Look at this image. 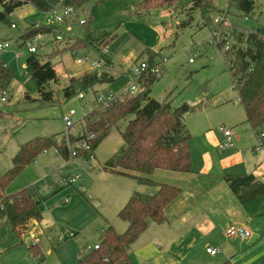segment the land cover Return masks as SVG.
<instances>
[{
	"label": "rangeland",
	"instance_id": "obj_1",
	"mask_svg": "<svg viewBox=\"0 0 264 264\" xmlns=\"http://www.w3.org/2000/svg\"><path fill=\"white\" fill-rule=\"evenodd\" d=\"M229 1L213 0L210 3L213 2L212 11H201L195 7L194 0H181L176 8L163 6L140 17L135 0H88L76 12L72 24H59L54 35L45 37L44 44L39 43V53L48 56L53 53L59 43L55 42V45L51 40L62 35L61 32H66V37L86 39L88 26L98 34L115 37L107 45L108 56L93 45L75 54L66 52L51 59L61 78L47 89L54 92L55 104L37 102L40 98L37 84L26 73V60L31 54L27 43L31 39L25 44L20 41L26 28L41 22L45 15L32 6L17 10L10 23H0V43L11 44L10 49L0 50V60L16 73L9 91L1 96L7 97V102H2L0 97V172L11 168L19 146L33 138L63 133L79 135L84 116L98 104L96 97H117L128 91L130 72L141 62L161 63L162 74L152 86V98L163 102L169 97L173 109L183 104L200 108L185 117L187 126L209 116L216 121L223 120L227 111L218 106L226 102L238 103L236 79L231 67L235 60L234 51L246 48L245 41L240 40V32L246 35L252 30L264 29V0H256L254 14L249 17L242 16L235 5L227 14ZM215 19H220L221 24H216ZM80 21H86L87 25ZM11 23L17 28H12ZM212 40H216L214 45L209 43ZM86 56L111 63V68L104 73L115 80L66 98L63 90L71 79L81 77L91 68L89 64L78 65L76 62ZM26 94L30 98L27 99ZM71 110L77 113L75 126L67 129L63 117ZM128 120L103 140L96 152L99 160L94 163L95 169L88 168L93 162H87L85 157L66 161L53 147L40 155L25 176L14 181L10 191L18 187L30 188L41 200L43 216L22 238L15 237L11 225L0 220V250L18 243V240L23 243L10 253L0 251V264H75L79 253L86 254L87 250L98 246L102 232L110 225L119 233L126 230L127 224L118 217L117 207H113L116 199L119 196L125 200L131 192H150L151 189L140 186L134 178L107 172L102 166L122 145L120 131ZM65 170L73 177L81 174V178L66 186ZM249 242L225 238L221 247H216L222 248L221 254L212 261L217 264L225 262L227 249L241 251L255 247L256 251L249 252L246 258L241 257L240 264H264V237L252 247ZM34 252L38 254L36 257ZM207 259L202 257L200 262Z\"/></svg>",
	"mask_w": 264,
	"mask_h": 264
},
{
	"label": "trees",
	"instance_id": "obj_2",
	"mask_svg": "<svg viewBox=\"0 0 264 264\" xmlns=\"http://www.w3.org/2000/svg\"><path fill=\"white\" fill-rule=\"evenodd\" d=\"M88 0H0V23H10L14 13L24 6H32L43 14L55 8L72 7L78 9ZM181 0H135L138 16H147L152 10L166 6L176 8ZM213 0H194V5L201 11L213 9ZM235 5L242 16L254 14L256 0H230V7ZM91 22V19H90ZM12 24V23H11ZM87 25V22L84 24ZM54 34L55 29L38 23L27 27L20 37L22 44L34 36ZM115 35L98 34L89 26L86 28V39L67 37L58 42L54 52L41 55L38 52L30 54L26 60V73L35 81L42 104H55L53 91H47L51 84L59 82L53 70L52 58L66 52L106 47ZM244 39V40H243ZM240 40L245 41L246 48L234 51L235 60L231 73L234 75L239 103L245 110L247 122L256 132L260 147L264 149V138H259L264 132V29H255L246 35L240 32ZM60 44H64L61 46ZM56 45V44H55ZM61 48V49H60ZM155 62L150 63L153 65ZM16 73L0 60V97L7 93ZM160 79V75L145 79L144 91L137 96L128 92L121 93L111 105H98L82 120L81 129L84 137L94 133L96 139L92 143L93 153L113 129H120L123 121L128 120L124 129L120 131L123 140L117 151L103 164L107 172L132 177L140 185L156 189L153 194L134 192L118 217L127 223V229L119 233L113 226L106 228L97 247L80 254L75 264H134L130 255V247L148 228L150 222L162 224L166 220V207L177 198L181 189L175 185L157 182L152 176L157 170L177 173L192 172L191 141L192 134L185 124L187 115L198 111V107L188 104L173 109L170 98L159 102L152 98V86ZM115 79L107 73L91 71L79 78L71 79L70 84L63 90L66 98H71L82 91L93 88L98 84L113 82ZM27 99L30 98L26 94ZM7 97H1L2 99ZM80 137L68 134H58L50 137H36L19 146L12 158V166L6 172H0V220L9 222L14 235L18 238L29 230L33 221L42 218L41 200L37 199L29 189L25 188L9 194L8 189L23 171L43 153L55 147L66 161L81 156H88L86 151H79L78 157H71V146ZM70 142V143H69ZM71 145V146H70ZM69 184H66L68 186ZM21 244V243H20ZM32 246V248H34ZM31 248V249H32ZM30 249V250H31ZM38 254L34 252L36 257ZM222 264H233L230 260Z\"/></svg>",
	"mask_w": 264,
	"mask_h": 264
},
{
	"label": "crops",
	"instance_id": "obj_3",
	"mask_svg": "<svg viewBox=\"0 0 264 264\" xmlns=\"http://www.w3.org/2000/svg\"><path fill=\"white\" fill-rule=\"evenodd\" d=\"M81 8H78L76 12ZM41 22L38 23L41 24ZM53 70L58 80L61 79L60 72L55 68ZM90 71H92L91 68L88 72ZM65 78L67 79L66 76ZM218 107L227 111L223 120L216 121L209 116L196 123L188 124L192 134V172L157 170L152 176L157 182L179 187L181 192L166 207L165 222L162 224L150 222L148 228L130 247L134 264H191L196 260H199L198 264H217L212 261V258L218 257L222 248L216 247H221V242L225 238H239L227 236V230L231 227L242 226L248 229L252 237L239 238V240L245 242L249 240L251 247L264 237V149L259 147L258 136L247 122L245 110L239 103V99L238 103L226 102ZM223 127L232 131L234 142L232 148L224 147L226 137ZM98 160L96 155V161L88 165L90 166L88 168L95 169L94 163ZM32 166L26 168L17 180L25 176ZM78 175L81 178V174ZM63 177L73 176L65 170ZM11 187L8 189L9 194L27 188L18 187L15 188L17 190L10 191ZM143 187L150 188L151 191H141L142 193L153 194L156 191L153 187ZM130 195L125 200L118 196L113 207L116 206L120 211ZM35 225L37 221H33L30 227ZM22 244L18 240V243L14 242L9 248L0 251L5 254L10 253ZM208 248L219 250V252L211 255L207 253ZM254 248L241 251L227 249L224 259L230 260L233 264H240V260H243L241 257L246 258L249 252L256 251ZM205 256L208 259L200 262V259Z\"/></svg>",
	"mask_w": 264,
	"mask_h": 264
},
{
	"label": "built area",
	"instance_id": "obj_4",
	"mask_svg": "<svg viewBox=\"0 0 264 264\" xmlns=\"http://www.w3.org/2000/svg\"><path fill=\"white\" fill-rule=\"evenodd\" d=\"M44 18L43 21L41 22V24L46 25L47 27L50 28H54L55 32L57 31V28L60 25H66L68 26L70 23H72L73 18L76 15V9L72 8V7H66V8H55L54 10L44 14ZM80 23L82 25H84L86 23V21H80ZM215 23L216 24H221V20L220 19H215ZM12 28H17V25L15 23L11 24ZM62 35H58L55 37L54 40H52V42H61L64 41L67 37L65 36L67 33L66 32H61ZM54 34H43L40 33L36 36H34L30 41L37 43L38 45H33L31 42L27 43L28 47H29V52L31 54H35L38 52V46L39 43H45V37L51 36ZM218 33H216V37H217ZM211 45H214L216 43V40H212L209 42ZM11 48V44L9 42H4V43H0V50H8ZM101 51V53L105 56L109 55V50L106 47H98ZM76 51L73 52V54H75ZM164 61H166V59H164ZM193 60H191L192 62ZM78 65H82V64H89L92 71H98L101 72V70H103L101 73L106 72V70L108 68H111L112 64L111 63H105L102 60H94L88 56L86 57H82L80 59H78L77 61ZM161 63L156 64L154 63L153 65H151L148 62H141L139 64H135V66L132 68L131 70V76H130V81L131 84L129 86L128 89V93L133 95V96H137L140 93H142L144 91V86H143V82L145 81V79L147 78H151V77H156L159 76L160 74H162V70H161ZM82 97V95H81ZM118 99V96L115 97L114 95H110L109 97H105L103 95H100L99 97H96V104L95 106L98 105H103V106H108L111 105L113 102H115ZM2 102H7V98H3L1 100ZM77 115L75 110H71L70 113L68 115H65L63 117V120L65 122V125L67 127V129H71L75 126V122H74V117ZM222 130L224 131V135L226 137L225 143H224V147L226 148H232L234 146V142L232 140V131L230 129H227L225 127L222 128ZM84 133L82 132V130L79 131V137L80 140L78 142H76L74 145L71 146L72 152H71V157H78L79 156V151H86V153L88 154V156H81V157H85L86 160L88 162H95L96 161V155L95 153H93L92 150V143L94 142V140L96 139V135L94 133H88V135H86V137L83 136ZM259 138H264V132L260 134ZM261 145L259 144V147ZM79 175L75 176V177H65L64 179V183L67 184H75L78 179H79ZM74 236V235H71ZM227 236L231 237V236H236L239 237L241 239H249L252 237V233L248 230L245 229L242 226H234L231 227L230 229L227 230ZM219 252V250L216 249H212V248H208L207 249V253L211 254V255H216Z\"/></svg>",
	"mask_w": 264,
	"mask_h": 264
}]
</instances>
